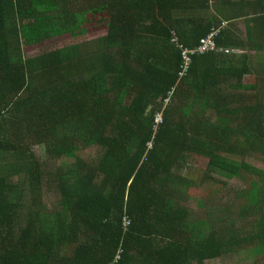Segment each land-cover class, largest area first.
<instances>
[{
    "label": "trees",
    "instance_id": "1",
    "mask_svg": "<svg viewBox=\"0 0 264 264\" xmlns=\"http://www.w3.org/2000/svg\"><path fill=\"white\" fill-rule=\"evenodd\" d=\"M93 23L108 34L24 52ZM263 45L264 0H0V264H264V172L246 162H264V55L225 52ZM37 145L74 161L51 171ZM193 156L207 166L180 176ZM215 175L246 185L238 222L189 218L195 192L227 188Z\"/></svg>",
    "mask_w": 264,
    "mask_h": 264
},
{
    "label": "rangeland",
    "instance_id": "2",
    "mask_svg": "<svg viewBox=\"0 0 264 264\" xmlns=\"http://www.w3.org/2000/svg\"><path fill=\"white\" fill-rule=\"evenodd\" d=\"M238 1V0H237ZM213 7H215L213 5ZM227 14H229L227 12ZM236 28L238 29L239 35L241 37L242 40H245L247 37V32H246V26L244 23V20L240 19L237 21V23L235 24ZM108 34V30H106L105 28H102L100 26H97L95 23L91 24L88 26V31L84 36L81 37H77V38H73L71 36H64V37H60L58 39H55L53 41L47 42L46 45L42 44V45H37V46H33L30 48H25V54L27 56H33L37 53H41L44 50H51V49H55V48H61L62 46H67V45H71V44H75L78 42H81L83 40H91L94 38H98V37H104ZM264 47V45H263ZM225 52L227 54H235V55H240L243 53L246 54H250V57L252 59H257L260 56L264 55V48H262V50L259 51H255V50H249V49H238V48H229L227 50H225ZM188 59V58H187ZM256 82L255 76H248L246 78L243 79V84H254ZM225 94H230V95H238V94H242L244 93L241 90H237V89H227L225 87L224 91ZM246 93V92H245ZM264 101V98H263ZM36 151H37V155L39 157V159L45 164L48 165V169L51 171H54L56 166H59L62 162H73L74 160H70V159H62L61 161H57V162H52L50 161L48 155L46 154L45 151V147L43 145H37L36 146ZM99 153L100 150L98 148H91V149H87L85 151L82 152L84 157H88V159L90 160H95L97 159V157H99ZM246 162L249 163L250 165H252L253 167L257 168L258 170H262L264 172V162L262 161L261 157H247ZM207 160L204 159V157H196L193 156V161H192V169L189 170V167L185 166L183 170L177 172L180 176H183L184 174L187 173V171L192 172V174L196 173V177L199 173H202V170L205 169V167L207 166ZM216 180H220L221 183H225L227 185V188L222 190V192H219L220 194H216V193H212L210 196L207 193L206 196H202V193H196L193 194L195 195V197H191L189 198V202L187 203L186 207L188 208V212H189V218H191L193 221L194 220H202V219H208V213L207 212H213V210H218L219 214L220 212H222L224 209H230V214H229V218L236 220V222H238V219L241 218L240 214H239V210L240 207L242 205H244L247 200L246 198L243 197L242 195V191L246 188L245 183L237 178H220V175H215V177H213ZM210 184L208 191H212L215 189H218L219 186L215 185L212 182H208ZM264 188V186H263ZM203 189V188H202ZM46 202L48 204V207H53V205H56V200L58 199V194L53 190V188H48L46 186ZM215 197L216 198V202H214L208 209L203 210L200 209L198 207V201L200 198H203L202 200H207V199H211ZM216 215H213V217ZM229 220V221H230ZM228 221V222H229ZM241 224V223H239ZM254 261L253 255L251 252H249L248 256L247 255H235V258L232 259V257H227L225 260H215V261H211L208 264H252Z\"/></svg>",
    "mask_w": 264,
    "mask_h": 264
},
{
    "label": "built area",
    "instance_id": "3",
    "mask_svg": "<svg viewBox=\"0 0 264 264\" xmlns=\"http://www.w3.org/2000/svg\"><path fill=\"white\" fill-rule=\"evenodd\" d=\"M215 35H216V31H212L206 38H204L202 40L201 46L199 47V50L202 52H206L208 50L216 49L217 47H216V43L214 40ZM192 52H194V50ZM187 63L188 62H186V64ZM123 224H124L125 230H127L128 227L131 225V222L129 219L124 218ZM118 258H119V256H118Z\"/></svg>",
    "mask_w": 264,
    "mask_h": 264
},
{
    "label": "crops",
    "instance_id": "4",
    "mask_svg": "<svg viewBox=\"0 0 264 264\" xmlns=\"http://www.w3.org/2000/svg\"><path fill=\"white\" fill-rule=\"evenodd\" d=\"M235 1V0H234ZM226 22V21H225ZM227 23V22H226Z\"/></svg>",
    "mask_w": 264,
    "mask_h": 264
},
{
    "label": "clouds",
    "instance_id": "5",
    "mask_svg": "<svg viewBox=\"0 0 264 264\" xmlns=\"http://www.w3.org/2000/svg\"><path fill=\"white\" fill-rule=\"evenodd\" d=\"M226 50V49H225Z\"/></svg>",
    "mask_w": 264,
    "mask_h": 264
}]
</instances>
